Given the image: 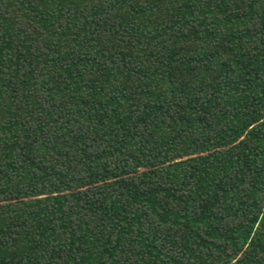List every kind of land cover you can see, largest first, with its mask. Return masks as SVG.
<instances>
[{
	"label": "trees",
	"instance_id": "obj_1",
	"mask_svg": "<svg viewBox=\"0 0 264 264\" xmlns=\"http://www.w3.org/2000/svg\"><path fill=\"white\" fill-rule=\"evenodd\" d=\"M0 264H264V0H0Z\"/></svg>",
	"mask_w": 264,
	"mask_h": 264
}]
</instances>
